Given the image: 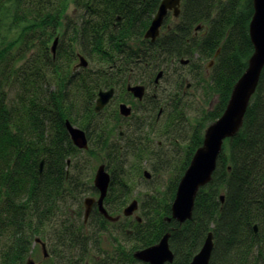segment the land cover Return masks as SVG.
I'll return each instance as SVG.
<instances>
[{"label":"trees","instance_id":"16d2710c","mask_svg":"<svg viewBox=\"0 0 264 264\" xmlns=\"http://www.w3.org/2000/svg\"><path fill=\"white\" fill-rule=\"evenodd\" d=\"M161 1L0 0V264H24L35 239L48 264H136L135 253L165 234L170 264H189L208 233L209 264H264V68L191 219L168 221L205 129L252 55V1L181 0L178 18L168 14L150 43L143 35ZM78 56L86 68L76 66ZM186 79L202 101L190 118ZM128 84L151 95L134 102L127 124L118 103ZM110 88L115 98L95 114L97 92ZM66 122L85 133L88 149L71 144ZM97 163L110 177L103 209L119 217L136 199L140 222H109L95 208L84 223L82 198L97 197Z\"/></svg>","mask_w":264,"mask_h":264},{"label":"water","instance_id":"95a60500","mask_svg":"<svg viewBox=\"0 0 264 264\" xmlns=\"http://www.w3.org/2000/svg\"><path fill=\"white\" fill-rule=\"evenodd\" d=\"M253 14L248 25V35L252 45V55L250 56L246 70L237 80L231 91L228 103L222 115L212 124L207 126L203 134L202 145L192 156V159L181 177L174 200L170 209V218L178 224L191 219L194 207L195 197L198 191L204 188L211 180V176L216 167V161L223 148L224 141L233 138L242 126L243 118L247 107L254 95L261 72L264 68V0H251ZM181 0H162L157 11L145 31L143 39L154 43L160 34V29L164 19L171 14L177 19L180 13ZM119 21V19H117ZM58 44V38H55L51 44L52 53L55 52ZM186 64V62L184 63ZM78 67L86 68L88 66L83 56H78ZM162 76L160 72L155 83ZM127 92L131 93L137 100H142L144 88L142 86H128ZM113 90L99 91L94 102V112L102 111L113 98ZM119 114L122 117H129L131 109L121 104L118 107ZM65 129L69 136L71 144L79 149H87V139L83 131L65 123ZM42 163L40 164V168ZM145 179H149V173L144 172ZM110 177L103 165H100L94 172L92 186L96 190L98 197L94 199H85L83 201L84 218L89 216L92 206L96 204L99 213L109 222H116L118 217L109 216L103 209L102 202L106 196ZM221 202L223 198L220 197ZM138 209V203L133 200L122 211L125 218L132 217ZM138 222L140 219L135 218ZM256 231V227H254ZM169 234H165L158 243L137 251L134 258L137 264H170L173 261V254L168 244ZM39 245L43 256L46 258L45 244L40 239H35ZM213 250L212 233H208L204 239L199 252L192 258L189 264H209ZM26 264H35L33 260Z\"/></svg>","mask_w":264,"mask_h":264},{"label":"rangeland","instance_id":"374dc122","mask_svg":"<svg viewBox=\"0 0 264 264\" xmlns=\"http://www.w3.org/2000/svg\"><path fill=\"white\" fill-rule=\"evenodd\" d=\"M162 29L160 30V34L162 33ZM14 34V33H13ZM13 34L10 36L9 35V37L11 38V37H13ZM52 41L53 40H51V42L49 43V47H51V44H52ZM211 65H209V67H210ZM183 74L187 71L188 72V70H180ZM184 85L185 86H187V85H189V87L186 89V94H188V97H187V99H188V102H187V104H189L190 106H191V110H188V111H186V113H188V117L190 118V117H192L193 116V114H195L196 113V109H197V107H199V105H201L202 106V101L200 100V96H199V93L195 90V89H193L192 88V86H191V84H190V82H189V80L188 79H186L185 80V83H184ZM163 87V83H161L160 84V87H159V89H161ZM131 102V104H132V106L134 107V105H133V103H134V101H130ZM162 119V118H161ZM100 166V164L99 163H97V164H95V170L98 168ZM95 170H94V172H95ZM143 172H146V173H149L150 174V172H149V170L147 169V168H144V169H142V171H141V174L143 173ZM93 175H94V173H93ZM92 180H93V178H92ZM85 199H96V197L95 196H90V195H86V196H84L83 198H82V204H83V201L85 200ZM136 200V199H135ZM130 204V203H129ZM82 207H83V205H82ZM99 213V212H98ZM100 214V213H99ZM101 215V214H100ZM137 215H138V213H137ZM89 216H90V214H89ZM83 218H84V209H83ZM88 218L89 217H87L86 218V220H85V218H84V220H85V224H86V222H87V220H88ZM132 220H134V218H131V220L130 221H132ZM32 247H33V249H32V260H33V262L35 263V264H48V262H49V260H48V258H45L44 256H43V253L41 252V249H40V247H39V245L38 244H36L35 243V241H34V243H33V245H32ZM103 247L105 248V249H108L109 248V243H108V240H104V242H103ZM45 251H46V256H47V250L45 249ZM44 260V261H43ZM27 261H29V260H27ZM27 261L24 263V264H26L27 263Z\"/></svg>","mask_w":264,"mask_h":264},{"label":"flooded vegetation","instance_id":"af4514ba","mask_svg":"<svg viewBox=\"0 0 264 264\" xmlns=\"http://www.w3.org/2000/svg\"><path fill=\"white\" fill-rule=\"evenodd\" d=\"M162 73V76H163V72L162 71H159V73ZM158 73V74H159ZM162 76L158 79V81L156 82V84H158L160 81V79L162 78ZM128 86H131V87H134V86H142V85H131V84H128L127 85V87ZM143 87V86H142ZM189 87V85H187V86H185V90H183V96L185 97V96H187L188 94H186V89ZM144 88V94H143V97H142V100H137V99H135L134 97H133V95L131 94V93H129V92H127V88H126V93H127V95L125 94L124 95V98H121V101H119V105H121V104H124V105H126L128 108H130L131 109V114H130V116L132 115V112H133V106H132V104H131V102L130 101H134V102H136V101H138V102H142V103H144V98H145V96L148 94V95H151V94H149L148 93V91H147V89H145V87H143ZM157 87H155V89H156ZM109 90H113V98L110 100V102L115 98V90H114V88H110V89H107V90H99V91H109ZM98 91V92H99ZM98 92H97V94H98ZM97 94H96V97H97ZM152 95H157V92H156V90L154 91V93L152 94ZM96 99V98H95ZM95 102V101H94ZM110 102L108 103V105L110 104ZM134 104V103H133ZM107 105V106H108ZM119 105H118V107H119ZM106 106V107H107ZM105 107V108H106ZM94 108V107H93ZM104 108V109H105ZM103 109V110H104ZM102 110V111H103ZM102 111H100V112H102ZM164 111H165V109L164 108H159L158 109V111H157V113L155 114V122L156 123H158V122H160V120H161V118H162V115H163V113H164ZM99 112V113H100ZM95 113V112H94ZM99 113H95V114H99ZM118 114H119V111H118ZM119 116H120V118L121 119H123V120H121L120 121V123H129V118H130V116L129 117H127V118H125V117H122L120 114H119ZM118 129H122V131L125 129V127L123 126V128H122V126L120 125L119 127H118ZM135 200V199H134ZM103 203V202H102ZM138 203V202H137ZM97 209V206H96V204H94L93 206H92V209H91V211H93L94 209ZM97 211H98V209H97ZM99 212V211H98ZM91 213V212H90ZM107 213V212H106ZM110 216V215H109ZM137 217V213H134L133 214V216L132 217H129V218H125V217H123L122 215H120L119 217H118V220L116 221V222H118V221H120L121 220V218H125V219H130L131 220V218H136ZM116 218V217H115Z\"/></svg>","mask_w":264,"mask_h":264},{"label":"bare ground","instance_id":"6f19581e","mask_svg":"<svg viewBox=\"0 0 264 264\" xmlns=\"http://www.w3.org/2000/svg\"><path fill=\"white\" fill-rule=\"evenodd\" d=\"M154 17V16H153ZM153 17H152V19H153ZM152 21V20H151ZM151 23V22H150ZM76 65H78V60H77V62H76ZM9 97H11V96H9ZM87 149H88V146H87ZM42 168V167H41ZM40 168V169H41ZM124 229H126V227H124ZM203 245V244H202ZM202 247V246H201ZM213 251V250H212ZM42 252V251H41ZM211 258V257H210ZM29 260H32L31 258L29 259Z\"/></svg>","mask_w":264,"mask_h":264}]
</instances>
